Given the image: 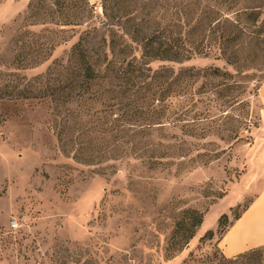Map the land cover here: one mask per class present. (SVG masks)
<instances>
[{
	"label": "rangeland",
	"instance_id": "rangeland-1",
	"mask_svg": "<svg viewBox=\"0 0 264 264\" xmlns=\"http://www.w3.org/2000/svg\"><path fill=\"white\" fill-rule=\"evenodd\" d=\"M263 84L264 0H0V264H228Z\"/></svg>",
	"mask_w": 264,
	"mask_h": 264
},
{
	"label": "crops",
	"instance_id": "crops-1",
	"mask_svg": "<svg viewBox=\"0 0 264 264\" xmlns=\"http://www.w3.org/2000/svg\"><path fill=\"white\" fill-rule=\"evenodd\" d=\"M258 99L262 107L259 112V126L252 131L254 142L250 157H254L253 162L259 164L258 168L263 175L264 161L261 163L260 159H264V84L259 88ZM251 186L254 188L253 183ZM251 191L253 192L254 189ZM229 222V226L217 243L218 250L224 258L233 259L264 246V183L259 190L253 192L252 202L247 208L237 219L231 218Z\"/></svg>",
	"mask_w": 264,
	"mask_h": 264
},
{
	"label": "trees",
	"instance_id": "trees-1",
	"mask_svg": "<svg viewBox=\"0 0 264 264\" xmlns=\"http://www.w3.org/2000/svg\"><path fill=\"white\" fill-rule=\"evenodd\" d=\"M145 50V55L147 57L153 58L155 60H167L170 62H174V61H179L182 60V53L174 50L172 51L171 49H166V48H161L159 47L157 50L154 49L152 47V45L150 43H146V46L144 47ZM84 64H85V75H84V81H86V83H91L93 80H95L97 78V75L95 74V71L93 70V67L89 64V61L84 60ZM214 73H218V70H215ZM239 216V215H238ZM238 218V217H237ZM234 218V219H237ZM190 219H191V226L190 228H188V235H186L185 237V242L184 245H187L188 242L193 239L195 230L197 228H199L203 223V214H200L196 211L192 212L190 214ZM227 220V216L223 215L220 217L219 219V229H221V227L223 226V221ZM184 228V227H183ZM182 229V228H181ZM180 230H178L179 232ZM225 232V231H224ZM224 234V233H223ZM213 232L209 231L205 237L206 238H213ZM224 261H226L228 264H238V263H242V264H257L256 262H263L264 261V246L260 247V248H256L252 251L246 252L244 254L239 255L236 258L233 259H227L224 258ZM256 261V262H255Z\"/></svg>",
	"mask_w": 264,
	"mask_h": 264
},
{
	"label": "bare ground",
	"instance_id": "bare-ground-1",
	"mask_svg": "<svg viewBox=\"0 0 264 264\" xmlns=\"http://www.w3.org/2000/svg\"><path fill=\"white\" fill-rule=\"evenodd\" d=\"M253 181H255L254 183L258 182L259 181V178L258 179H254Z\"/></svg>",
	"mask_w": 264,
	"mask_h": 264
}]
</instances>
